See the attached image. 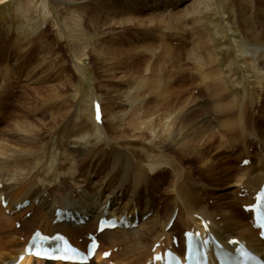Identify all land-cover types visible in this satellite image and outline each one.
Here are the masks:
<instances>
[{
	"label": "bare ground",
	"instance_id": "1",
	"mask_svg": "<svg viewBox=\"0 0 264 264\" xmlns=\"http://www.w3.org/2000/svg\"><path fill=\"white\" fill-rule=\"evenodd\" d=\"M3 1L5 0H0V3ZM12 1L21 9L26 20L37 16L49 24L68 47V56L64 58L55 51V45L42 33L43 30L37 32L40 26H29V32L19 36L15 33L17 27L1 25L0 60H4L2 68L10 71V76L7 77L15 78L26 85L25 87L28 85L36 88L38 84L50 82V78L54 76L51 74L53 70L61 66L57 81L63 80L58 86L48 85L51 93L60 96L65 84L75 87L73 74L63 67L65 63L69 60L90 58L100 91L97 93L99 99L95 92V98L91 101V116L95 99L101 102L103 115L101 125L96 122V125L89 126L85 118L68 102L56 103L53 107L59 113L52 118V123L57 124L59 118L68 121L64 129L54 133L51 143L53 146H62L71 160L72 169L67 168L70 169L68 173L77 175L73 184L82 187L84 194L81 197L86 202L89 200L87 205L81 206L84 210L73 202L68 193L50 191L49 188L55 184L53 179L46 180L41 185L36 181L39 179L35 177V171L43 169L44 166L40 163L42 153L32 145L34 143L31 140L39 136L41 126L36 127L29 120H15L9 129H15L10 131L13 139L11 135L10 138H0V153L3 156L0 165V248H6L10 244V247L15 248L6 255L1 254L3 251L0 252V264L17 259L34 228L42 229L46 233L62 232L75 243L84 245L87 233L96 229V219L106 213L110 216L126 215L131 220L138 219L135 228H120L123 238L132 236L134 240L129 251L135 255L136 264L149 263L153 247L158 250L171 244V237L177 235L174 228L177 222H181L182 230L177 237L182 244V231L191 226L198 227V216L209 219L211 231L224 243L229 238H237L261 253L263 241L259 239L258 230L252 227V223L244 220L245 216L243 218L234 210V205L251 203L252 194L264 183V0H219L220 4H226L231 17L240 18L238 24L246 41L243 50L249 52L247 61L253 65L260 88L256 98L255 90L251 94L245 92L239 99L232 93L223 77V71L214 68L218 65L217 54L207 38L199 40L195 46L205 56L198 58L195 67L198 65L197 73L201 75V83L206 86L207 100L212 104L209 108H204L201 100H193L186 92L185 86L188 82L182 78L185 66L180 48L173 47L164 38L161 39L165 35L153 32L154 29L164 27L173 30L174 34L183 39L186 24L182 16L187 14L189 7H192V11L198 10L202 0ZM187 2L190 4L186 7ZM52 5L57 9L59 19L53 15L50 9ZM167 10L175 11L167 17ZM35 36L38 37L33 40ZM69 40H73L74 44H69ZM5 43L9 47L6 54L3 53ZM158 51L161 52L160 55ZM157 55L164 75L168 74L165 84L170 86L177 77L180 83L178 89L174 88L175 94L172 91L166 96L162 94L161 101L149 100V89L155 82L152 79V60ZM142 63L143 69L140 68ZM142 71L144 74L140 76ZM149 71L153 73L149 74ZM135 77L137 78L133 81ZM209 114L214 117L213 120ZM259 119L263 121L262 129L258 128ZM103 123L106 126L103 127ZM54 130L56 128L47 132ZM100 135L106 140L101 142ZM216 139L220 142L219 150L225 153L222 157H219L218 149L208 153L209 148L215 146L212 141ZM112 140H116L117 145L108 146L112 154L108 155L109 149L106 145ZM24 142L31 145L23 144ZM251 145L254 147L253 152L247 150ZM136 148L141 152L136 153ZM163 150H169L167 155H173V159H176L173 164L164 163L166 160L154 161L155 157L164 153ZM234 150L236 156L244 155L241 160L249 159V163L237 168L236 172L227 166L226 158ZM183 160L200 162L202 176L196 178L192 170L186 171ZM168 167L172 170V179L170 172L167 173ZM64 186L62 184L57 188ZM163 188H168L173 206L164 215V221H160L161 213L158 214L156 203ZM240 193L243 196L239 198ZM209 198H213L212 205L206 201ZM26 199L29 203L17 209L16 205ZM2 200L7 202L5 208L1 206ZM55 206L71 209L73 213L78 211L80 216L87 215L89 218L82 224L65 220L53 223ZM38 207L44 211L41 213L38 210L41 214L37 213L32 218L29 215L30 220L24 226L28 232L20 240V236L17 238L13 234V226L15 228L22 212ZM174 209L177 211L173 224L166 228ZM145 215L147 219L143 220ZM242 215L248 217L244 210ZM72 233L82 241L75 240L74 234L70 237ZM125 234H129L128 237ZM98 236L110 245L121 242L123 248L124 239L112 229H105ZM233 247L234 245L231 246L232 249ZM114 255L111 253L109 258H104L98 251L95 259L101 264H112L114 262L111 257ZM47 262L65 263L28 256L18 264ZM127 262L131 261L120 263Z\"/></svg>",
	"mask_w": 264,
	"mask_h": 264
},
{
	"label": "rangeland",
	"instance_id": "2",
	"mask_svg": "<svg viewBox=\"0 0 264 264\" xmlns=\"http://www.w3.org/2000/svg\"><path fill=\"white\" fill-rule=\"evenodd\" d=\"M189 2L185 4L186 7L190 4ZM225 7L226 4L225 3L220 4L219 0H202L201 3H199L198 5V10L195 11H192V7L191 8L189 7L190 9L188 8L187 14H184L182 16V20L186 24L183 39L182 38L180 39L179 35L174 34L175 32L168 28L162 27V29L157 28L154 29L153 31L155 32L154 34H158V35L160 34L163 36L165 35L166 37L164 36L161 39L164 38L163 40L166 39L165 41L167 43H171L173 47H176L178 49L180 48L179 51H181V54L184 57L183 65L185 66V71L182 74L183 75L182 78L183 79L185 78V81L188 82L185 86V88H187L186 92L188 93V95L192 96L193 100L196 99L197 101L198 99L201 100L204 108H209L210 105L212 104L210 103L211 102L210 100H207L208 93L207 90L205 89L206 86L201 83L202 82L200 77L201 75L197 73L198 65H196L195 67L196 62L199 60L198 58L202 56L203 58L205 57L204 54L200 51V49L195 47L198 44L199 40L201 41L207 38V41L212 43V47H213L212 50H214V52H216L217 54V64H218L214 68L223 71V77H225L227 81L228 88L232 91L234 95L237 96V99L244 96L245 92L247 94H251L252 90H255V98H256V93L260 89L255 71L253 69V65L250 64L249 61H247L249 52H245L243 50V46H246V41L244 39V33L241 30V26L238 24L240 18L238 16H236L235 18L231 17L229 10L227 9V7L226 8ZM50 9H52L54 17L59 19L57 9H55L53 5L50 7ZM168 10L167 12L165 11V16L175 11L173 10L172 12H168ZM1 25H4V27L10 26L11 28L17 27L15 33L19 36L27 34L29 32V28H28L29 26H33V27L40 26L38 27L37 32L40 33V30H43L44 32L42 31V33L49 39V41H51V43L55 45L56 47L55 51H58V54H61L62 57L64 58H67L68 56V52H67L68 47H66V45L62 42L63 39L61 40L60 37L53 32L52 28L49 27V24L45 23L41 17H37V16H34L31 20H26L21 9L15 3H13L12 0H5L2 3H0V29L2 31L3 27ZM37 37L38 36L33 37V40H35ZM69 44L71 45L74 44L73 40H69ZM8 48H9L8 44L5 43L3 46V53L6 54ZM159 51L157 52L159 53L158 55H160L161 53ZM158 55L155 57L154 60H152V67H154L152 70L154 72V74H152L153 75L152 79H154L155 82L153 81L154 83H152L150 87L151 89H149V93L151 92L150 93L151 97L149 96L148 97L149 100L161 101L163 99V95L166 96L167 93L169 95V91H172L171 93L175 94L176 91L174 88L178 89V85L180 83L177 77L176 81L170 84L171 87L169 86V84H165L166 82L164 81L168 79L166 77L168 76V74L166 76L164 75L162 71L163 67L160 66V60L159 59L157 60ZM136 57L137 59H140L138 56ZM3 62H4L3 59L2 61L0 60V138L2 137L10 138L9 135H11V132H13L15 129L10 130L11 132L9 131V129L12 123L15 122V120H18V122L29 120L32 121L36 125V127L41 126L40 129L41 128L42 129L38 133L39 136L37 137L35 136L33 137L34 139L31 140V142L34 143L32 145L35 146V148L39 151V153H42L40 163L44 166L43 169H37V171H35V177H38L39 179L36 181L39 183V185H41L44 184L46 180L53 179V183L55 184H53L49 188L50 191L52 192L59 191L61 193L64 192L68 193V195L72 197L73 202L78 206L81 207L83 206V204L87 205L88 204L87 202L89 200H87L86 202V199L81 197V194H84L83 188L76 187L74 186L75 184H73L75 178H77V175L68 173L70 169L67 168L72 169L71 160H69V158L66 156V153L63 150L62 146H60L59 144L53 146V144L51 143L52 136L54 135V133H58L59 131H61V129H64L65 124L67 123L68 120L65 118H59L57 124L52 123L51 120L55 116V114L57 115V113H59V111H56L58 109L53 108L55 104L56 103L62 104V102L64 101L71 104L72 108L75 109L80 116H83V118H85L89 126H93L97 124L93 116H91V107H90L92 99L95 98L94 93L96 92L97 99H99L97 93L98 94L100 93L98 88V83L95 80L96 71L94 69L93 61H91L90 58L87 59L83 58V60H78V61L69 60L65 63L63 67H65L69 72L73 74V84L75 85V87L72 85L65 84L62 87V93L60 96H55V94L51 93L48 85L53 84L58 86L60 84L59 82L63 80L62 79L59 82L57 81L60 78L59 76L61 74L60 72L61 66H58L59 68L53 70V73L51 74H54V76L50 78V82L45 84L44 83L38 84L36 88H32L31 86L28 85L27 87H25L26 85H24L22 82L17 81L15 78L9 79L7 75L10 76V71H5L2 68ZM143 66L144 63L140 65V68L143 69ZM153 72L149 71L148 73L150 74ZM142 74H144L143 71L140 72L139 75L142 76ZM176 76H178V74ZM136 78L137 77L133 78L132 80L135 81ZM8 85L10 87H8ZM12 85L14 86L13 88ZM263 107H264V102H263ZM210 118L212 120L214 119L212 115L210 116ZM98 124L101 125V122ZM104 126H106L105 123H103V127ZM262 127H263V121L259 119L258 128L262 129ZM55 128L56 130H54V132L53 131L47 132L49 129H55ZM12 137L13 136L11 135V139H13ZM95 137L97 138L96 135ZM96 140L99 141L98 138ZM105 140L106 138H102V136L100 135V141L102 142ZM23 144L29 145L30 143L24 142ZM212 144L215 146L209 148L208 153H212L214 151H217L218 149V151H220L219 157L225 155L224 151L219 150L221 146H220V142L217 141V139L212 141ZM112 145L113 146L117 145L116 140L109 141L106 146L108 148V146L112 147ZM108 149H109L108 155H112L110 153L111 148ZM247 150L249 152H253L254 147L252 145L248 146ZM134 151L136 153L141 152L139 148L134 149ZM235 151L236 150L231 152L226 157L227 166L230 168L231 171L233 170V172L234 171L236 172L237 168H241L242 166H244L241 163L242 161L241 159L244 157V155L236 156ZM163 152L164 153L159 154L157 157H155L154 161L164 162L166 160L164 163L169 162V164L170 163L173 164V162H175L176 159H173V155L170 157L168 156L169 150H163ZM175 157L176 155L174 156V158ZM2 161H3V156L1 154L0 165H2ZM51 165L52 168L50 167ZM183 166L186 171L192 170L194 177L198 178L202 176V172L200 170V162L195 160H185V161L183 160ZM169 168L170 167L167 168V173L170 172L169 176H172L173 175L171 173L172 170ZM173 177L174 176H172L171 179ZM79 179H81V177ZM167 183H169V181ZM62 184H64L65 186L59 188L60 189L59 190L57 186H61ZM167 190L168 188H163V190L160 192L159 196L157 197L156 208L157 210H159L158 214L161 213L159 214L161 216L160 221H164V215L167 212H169L173 206V200L171 199V196L168 195L169 192ZM217 191H219V189H217ZM242 196H243L242 193L238 194L239 198ZM206 201L209 203V205H212L214 203L213 198H209ZM38 208L27 209L26 212L25 211L22 212V215L17 219L18 223L21 224L20 227L16 226L14 228L13 226V230H14L13 234L17 238L20 236L19 237L20 240L22 236L26 235L28 232V230H26V227L24 226L25 223L28 220H30L29 218H32L34 215H37V213H40L39 212L40 210L41 213L44 211L43 208L40 207ZM81 210H84V208L81 207ZM234 210L243 218L245 216L244 220L246 222H250L249 217H247L246 215H242L241 203H237L236 205H234ZM29 212L31 214L30 217L28 216ZM144 219L145 217H143V220ZM216 219L218 220V216H216ZM180 223L181 222H177L174 227L175 231L177 232L176 233L177 236L180 233V230H182ZM36 225H38V223ZM35 226H33V228ZM93 231H95V228L93 229ZM112 231H115V233L121 237L123 236L122 235L123 233L120 232V228L112 229ZM73 234L74 233L70 234V237ZM125 235L128 237L129 234H125ZM131 237L132 236L128 237V239L122 237L124 239L122 242L123 248L120 245L121 242L120 244L119 243L115 245L111 244L113 245L111 246L110 243L100 240L103 249L112 250L110 252V255L111 253L112 255L115 254L113 257H111V261L113 259L112 262L120 263V262L131 261V262H127V264H136L135 263L136 260L134 259L135 255L129 251V248L134 241ZM74 238L77 241H80L81 239L79 237L77 238V235L75 234H74ZM10 245L6 246V248L2 246V248L4 247L3 249L0 248L1 249L0 252L3 251L1 252L2 255H6L8 254L9 251L15 249L12 246L11 248ZM59 263L60 262H52V263L47 262V264H59ZM60 264H68V263H60ZM89 264H101V263L99 261H96V259L94 258Z\"/></svg>",
	"mask_w": 264,
	"mask_h": 264
}]
</instances>
